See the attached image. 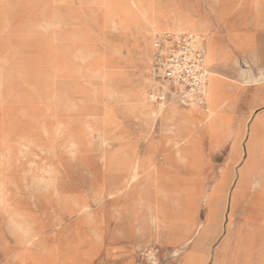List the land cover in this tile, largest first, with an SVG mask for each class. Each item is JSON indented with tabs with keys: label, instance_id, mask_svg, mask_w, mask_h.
Masks as SVG:
<instances>
[{
	"label": "rangeland",
	"instance_id": "rangeland-1",
	"mask_svg": "<svg viewBox=\"0 0 264 264\" xmlns=\"http://www.w3.org/2000/svg\"><path fill=\"white\" fill-rule=\"evenodd\" d=\"M139 4L0 0V264H174L199 254L210 264L220 247L200 227L215 213L214 181L229 169L231 188L244 167L245 142L235 161L231 143L184 146L196 110L209 124L218 117L219 92H210L208 78L201 105L165 94L176 109L181 151L163 133L165 118L139 125L131 91L148 77L156 87L143 86L147 102H163L151 42L167 34L151 25L152 41L144 38L133 18ZM234 70L244 74L232 82L239 87L264 85V57ZM137 166L143 171L130 181ZM220 194L213 193V207ZM227 201L228 192L221 237L229 232Z\"/></svg>",
	"mask_w": 264,
	"mask_h": 264
},
{
	"label": "crops",
	"instance_id": "crops-1",
	"mask_svg": "<svg viewBox=\"0 0 264 264\" xmlns=\"http://www.w3.org/2000/svg\"><path fill=\"white\" fill-rule=\"evenodd\" d=\"M138 1L140 4L137 8L134 6L133 18L135 27L144 34V38H151L152 41V34L155 33H151V25L161 33H174L180 29V33L200 37L205 53L208 89L219 92L221 103H217V119L211 124L206 123L203 112L196 111L193 117L200 122H196L191 142L184 146L207 144L211 146L209 150H213L216 145L231 143L230 159L235 161L237 146L245 142V165L237 175L235 173L233 186L228 187L229 169L210 185L211 193L222 192L216 207H213L214 195L211 194L210 204L215 213L200 227L203 238L205 233L213 231V236H217L220 242V247L211 254L210 264H264V85L242 88L232 83L244 76L234 70L235 65L249 62L256 56L264 57V0ZM151 44L152 52L153 42ZM152 82L156 87L153 79ZM256 99L259 102L253 106ZM254 112H258L255 119L248 123L247 116L251 118ZM232 113L239 115L233 118L228 115ZM250 144L254 145L252 154L248 149ZM253 177L256 179L252 180ZM238 185L240 190L237 191ZM253 186H259V189ZM226 192L225 221L229 232L221 237L220 225L223 223L218 214ZM174 264H209V260L204 254H199L195 260L192 256H182L174 260Z\"/></svg>",
	"mask_w": 264,
	"mask_h": 264
},
{
	"label": "built area",
	"instance_id": "built-area-1",
	"mask_svg": "<svg viewBox=\"0 0 264 264\" xmlns=\"http://www.w3.org/2000/svg\"><path fill=\"white\" fill-rule=\"evenodd\" d=\"M151 75L160 84L170 85L168 90L183 103L201 105L207 70L200 37L190 33L159 36L153 44ZM158 92L161 97L162 87Z\"/></svg>",
	"mask_w": 264,
	"mask_h": 264
},
{
	"label": "bare ground",
	"instance_id": "bare-ground-1",
	"mask_svg": "<svg viewBox=\"0 0 264 264\" xmlns=\"http://www.w3.org/2000/svg\"><path fill=\"white\" fill-rule=\"evenodd\" d=\"M134 5V3H133ZM150 50H148L149 52ZM147 51H144L145 54V60H147ZM150 53V52H149ZM147 74V73H145ZM145 76V75H144ZM141 81L139 82V84L135 85L132 89L131 92H136V102L132 105V109H131V113L132 115L139 121V125L141 127H147L148 125H150V123L152 121H154L156 118L159 117H163L165 118V120H167L166 122H168L167 124H164L163 120V124L165 125V128H163V133H165L166 135H168V139L169 141H171V143L179 150L181 151V146H183V142L180 143L177 141L176 137H178V128H179V122L178 124H176L175 121V117H176V109H174L173 107L169 106V101H167V99H165V94L166 92H170L168 90V87L165 84H159L163 89H162V93L160 94L161 100H163L162 103L159 104V108L154 107L152 104L147 102V93L146 95H144L143 93V86H147L150 87V83H151V87L153 88L154 86V82H150V79L148 77H141L140 79ZM259 83V82H258ZM257 83V84H258ZM256 85V84H255ZM150 98V97H149ZM154 99V96H151V99ZM173 101V99L171 100V102ZM205 102V101H204ZM192 103H188L187 105H191ZM174 105V104H173ZM176 105V104H175ZM186 105V106H187ZM203 107V106H202ZM176 108V107H175ZM197 111V110H196ZM184 112V111H183ZM179 114V113H178ZM180 117V116H179ZM204 117V116H203ZM182 118V117H180ZM179 119V118H178ZM177 119V120H178ZM157 120V119H156ZM204 120V119H203ZM171 122V123H170ZM170 123V124H169ZM154 124V123H153ZM163 126V125H162ZM149 127V126H148ZM144 129V128H143ZM181 129V128H180ZM149 134V133H148ZM166 137V136H165ZM179 139V138H178ZM185 145V143H184ZM143 171V169L141 168V166H137L134 167L132 169V175H131V179L130 181H134L136 180L139 172ZM219 193V192H217ZM222 193V192H221ZM219 196V195H218ZM217 196V198H218ZM230 218V217H227Z\"/></svg>",
	"mask_w": 264,
	"mask_h": 264
}]
</instances>
